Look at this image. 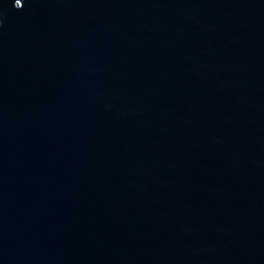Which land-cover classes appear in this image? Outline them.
Returning <instances> with one entry per match:
<instances>
[{"label":"water","instance_id":"1","mask_svg":"<svg viewBox=\"0 0 264 264\" xmlns=\"http://www.w3.org/2000/svg\"><path fill=\"white\" fill-rule=\"evenodd\" d=\"M0 264H264V0H0Z\"/></svg>","mask_w":264,"mask_h":264}]
</instances>
